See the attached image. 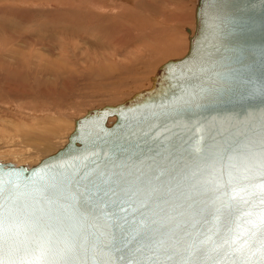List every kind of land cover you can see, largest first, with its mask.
Instances as JSON below:
<instances>
[{
	"label": "snow or ice",
	"instance_id": "snow-or-ice-1",
	"mask_svg": "<svg viewBox=\"0 0 264 264\" xmlns=\"http://www.w3.org/2000/svg\"><path fill=\"white\" fill-rule=\"evenodd\" d=\"M205 8L213 10L211 17L218 21L212 27L227 28L238 22L223 4H205ZM232 51L240 57L256 53L243 47ZM258 54L262 60L258 86L250 79L252 87L240 91L230 71H224L225 66L210 54L199 69V83L187 92L185 106L199 108L225 95L247 94L259 98L261 108L243 129L226 137L217 131L214 120L193 125L195 141L169 171L171 177L179 168L181 178L191 181L179 205L191 223L164 250V261L134 258L131 242L126 241L129 232L137 230L123 215L125 205L140 203L144 221L150 205L162 198L152 185L154 181L165 184L163 172H141L133 180L113 173L114 179L105 180V172L73 163L60 165L51 176L45 172L10 188L0 185V264H88L85 242L90 238L93 255L101 257L93 264H264V47ZM21 188L29 199H20L25 194ZM257 201L260 210L253 212ZM253 216L254 221L249 219ZM22 226L23 246L18 242ZM104 249L119 253V258ZM135 252L142 253V248Z\"/></svg>",
	"mask_w": 264,
	"mask_h": 264
},
{
	"label": "water",
	"instance_id": "water-1",
	"mask_svg": "<svg viewBox=\"0 0 264 264\" xmlns=\"http://www.w3.org/2000/svg\"><path fill=\"white\" fill-rule=\"evenodd\" d=\"M205 4L225 5L226 12L238 22L227 28L212 27L218 21L212 19L213 10L206 9ZM262 5L264 0H195L192 30L180 28L187 35V50L183 56L164 61L149 77L148 85L123 101L92 108L75 119L66 143L37 164L0 161V185L10 188L21 181L38 179L45 172L51 176L60 170V165L73 163L81 167L86 163L89 170L105 172V180L114 179L113 173L133 180L141 172L149 175L163 172L165 184L154 181L152 185L162 198L150 205L144 221H141V212L145 210L140 209V203H134L131 208L125 205L127 211L123 215L141 233L137 236V231L129 232L126 241L131 242L134 258L164 261V250L170 248L182 235L186 224L191 223L190 215L179 206L188 194L191 181L181 178L179 168L171 177L169 171L195 141L197 132L193 125L196 121L203 124L214 120L217 131L226 137L243 129L252 113H258L261 108L259 98H250L247 94L225 95L199 108L185 106L187 92L199 83V69L206 65L210 54L225 66L224 71H230V79L240 91L252 87L248 84L250 79L258 86L262 63L258 50L264 47ZM238 47L248 53L256 50V53L240 57L232 51ZM208 142L206 138L205 143ZM20 192L25 193L20 199H29L23 188ZM134 208L140 211L134 212ZM251 210H260L258 201ZM249 219L254 221L255 216ZM18 242L21 246L25 242L23 226ZM85 243L89 250L88 264H93L101 257L99 253L93 255L91 238ZM138 248H142V253L135 252ZM103 251L119 258L120 254L110 249Z\"/></svg>",
	"mask_w": 264,
	"mask_h": 264
},
{
	"label": "rangeland",
	"instance_id": "rangeland-1",
	"mask_svg": "<svg viewBox=\"0 0 264 264\" xmlns=\"http://www.w3.org/2000/svg\"><path fill=\"white\" fill-rule=\"evenodd\" d=\"M194 6L195 0H0V161L37 164L66 143L86 111L148 85L160 64L185 54L180 28L192 30ZM49 127L57 129L42 132ZM33 130L50 140L48 151L24 141Z\"/></svg>",
	"mask_w": 264,
	"mask_h": 264
},
{
	"label": "bare ground",
	"instance_id": "bare-ground-1",
	"mask_svg": "<svg viewBox=\"0 0 264 264\" xmlns=\"http://www.w3.org/2000/svg\"><path fill=\"white\" fill-rule=\"evenodd\" d=\"M94 4V3H93ZM20 20H22V19H20ZM183 19L181 18V19H178L177 21H179V22H181ZM67 21V20H66ZM84 21V20H83ZM174 22H175V20H174ZM66 26V25H65ZM63 28H66V27H63ZM100 29V28H99ZM35 38H36V36H35ZM59 42V41H58ZM37 59V58H36ZM22 60V59H21ZM17 61V60H16ZM23 62H25L24 60H23ZM55 62V61H54ZM16 63V62H15ZM14 63V64H15ZM18 63V62H17ZM9 64V63H8ZM10 64H11V62H10ZM20 64V63H19ZM149 66V65H148ZM109 74H110V72H109ZM24 76V75H23ZM109 120H111V119H109ZM52 126V125H51ZM55 127V126H54ZM54 127H49V130H45V128H44V130H42V132H44V133H47L48 135H50V134H53L54 133V130H56L57 128H54ZM73 127V126H72ZM48 129V128H47ZM41 132V131H40ZM39 133V132H38ZM37 132H35V130H33V131H31L30 132V137L32 136L34 139L33 140H31V139H29L28 138V136L29 135H27L26 134V136H25V139H24V141H26V143L28 142V143H30L31 141H33L32 143H36V144H38L39 145V151H42V153H43V151H48V149H50V144H49V141L50 140H46V139H44L42 136H40V134H38ZM31 134H34V135H31ZM36 134V135H35ZM44 136V135H43ZM47 136V135H46ZM45 136V138H47ZM21 137V136H20ZM23 138V137H22ZM66 141V140H65ZM65 141H64V143H65ZM31 143V144H32ZM26 146H27V144H26ZM29 147H31V146H29ZM41 153V152H40Z\"/></svg>",
	"mask_w": 264,
	"mask_h": 264
}]
</instances>
